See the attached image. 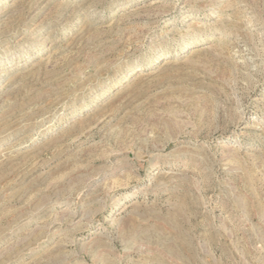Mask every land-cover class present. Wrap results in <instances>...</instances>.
Segmentation results:
<instances>
[{
  "label": "rangeland",
  "instance_id": "rangeland-1",
  "mask_svg": "<svg viewBox=\"0 0 264 264\" xmlns=\"http://www.w3.org/2000/svg\"><path fill=\"white\" fill-rule=\"evenodd\" d=\"M0 264H264V0H0Z\"/></svg>",
  "mask_w": 264,
  "mask_h": 264
}]
</instances>
